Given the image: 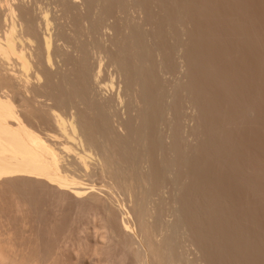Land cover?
Instances as JSON below:
<instances>
[{
  "label": "bare ground",
  "instance_id": "obj_1",
  "mask_svg": "<svg viewBox=\"0 0 264 264\" xmlns=\"http://www.w3.org/2000/svg\"><path fill=\"white\" fill-rule=\"evenodd\" d=\"M162 1L168 3V1L165 0H0V181L15 177H24V179H26L27 181L28 179H36L40 182L42 180V182L46 181L52 186H56L60 191L69 193L70 195L79 199L89 194L88 191L93 190V185L91 184L92 186H88L86 182H83V180H81V177L77 176L74 173L75 171L73 172V168H75V166H78L79 168L76 167L77 169L74 170H78L81 168V172L83 170L88 172V168L91 167L89 162L87 161L88 157L98 154L95 153V151H99L100 155L98 156L102 155L101 158L103 157L102 160L104 159L103 161L105 164L103 163L104 167H102L101 165L99 166L102 167L103 170L101 168H98L96 170L103 172L104 175L107 173V175H109V177H107L115 181L114 184L117 183L118 186H121L119 187L120 189L124 187L125 190H132L131 192L135 191L134 194L136 196L139 195L137 198L139 199L141 205H138V201V203L136 202V205H138V207L135 205L136 209L139 208L137 210L138 212L136 211L139 214V217L137 216V218H139L138 222H141L139 223L141 224V231L150 244L148 245L147 243V245L151 246L153 252H155L153 254H156L157 257L158 251H161V261L159 260V256L157 257V259H155L157 260L158 264H192L193 262H190V259L188 260L186 254H184V252L186 253V236H189L188 238H190L191 241L193 239L195 240L198 246L197 248L199 249L201 254H206L208 253V251L210 253L213 252V246L211 248V245H216V247L218 245H221L218 246L217 249L222 248L223 245L222 243H219L218 239L220 240V235L224 232V229L222 230V232L221 230H218L217 232H221V234H218L217 232H215V230H217V225L214 227L213 223L216 224L218 222H215L216 220H218L216 217H218L219 215L221 216V213L224 211H217L218 209H223V206H221L220 208V206L218 205L221 204L222 201L219 203L216 202L221 199H217V187L216 190L213 188V190L211 191L209 189V187L211 186L209 185V181V183L207 184L202 183L198 180L199 177L202 176L201 172L203 171L205 166H203L200 163L202 161L198 159V161L194 160L198 164L193 161V152L191 153V151H193L194 148H196L194 149V151H198L197 148H200L199 146L196 147L198 143L196 146L194 144V148L192 147L191 149L190 147L192 145L188 142V138L191 135L187 139L181 137L184 135H180L179 133V130H181V122H174L172 120L169 121L170 116L169 114H167L169 110V103H166L167 101L169 102V100H164L166 99L164 98V94L168 88H165L166 86H164V84L166 85V79H164L163 77H165L166 75L163 76L162 72L167 69V66L168 68L169 66L171 67V65H168V63L166 62L172 61V55L170 56V54L174 53V51L176 50H174L175 47H173V51L171 49L172 46L169 45L172 44L169 41L171 40V36H173L174 34L173 27H175L176 24L179 25V23H181V25H184L182 23L186 19L185 14H187L184 10H186L188 7L187 12L191 14L192 12H190V10L192 11V9L190 8H193L191 5L195 4V1L193 0L192 3V1L188 0L192 3L191 5H189L190 2L187 4L188 1L186 0H169L170 5H164L165 3H162ZM201 1L205 2L203 0ZM209 1L210 0H208V2ZM198 2L200 5V1ZM215 2H218V0L214 2L213 0H211L210 5L214 4ZM152 3H155L156 5L162 3L163 6L166 7H174L172 11H174L175 13L172 14L171 12H169V14L167 12L168 8L167 10L165 9V11H163L164 8L162 9V4H160V6H157L161 7L159 9L160 11L155 14L151 7L156 8V5L153 6ZM185 4H187L188 6L184 7ZM208 4L206 3V5L204 4V6H207ZM196 5L197 7L193 5L195 6V11H197V8H199L197 3ZM210 5L209 7L211 8L212 6ZM161 9L163 12L161 11ZM154 11L157 10L155 9ZM195 11L193 12V14L195 13ZM161 12L163 13V15H160ZM136 14H141L142 17H140L141 15L137 17ZM193 14H191L190 16L195 19L197 17L195 15L197 14ZM189 17H187V19ZM213 17H216L215 14L213 15ZM195 20L194 22H197V20ZM189 22L194 23L193 20ZM197 25L193 24L194 27ZM186 28L187 25H184V29ZM190 28L191 27L187 29ZM176 29L178 30L177 27ZM236 29L238 30L237 27ZM175 30L174 32L178 33L179 31H181V28L178 31L176 30L177 32ZM193 30L190 33H192ZM110 32L112 33L111 35L109 34V36L107 33ZM190 33L188 30V34ZM206 34H208V32ZM206 34L204 35L206 36ZM190 36L191 39L189 40H192V34H190L189 37ZM180 38L179 40L182 39L181 41H183V38ZM189 40L186 42L189 43ZM212 40L211 42H214ZM216 40L218 41L217 38ZM175 41H177L176 38ZM204 41L205 40H203V42ZM183 42H181L182 45L179 44L181 45V47L187 44L184 42L185 44L183 45ZM191 42H194V40H192ZM229 42H231V40ZM189 44L188 47L185 46L186 51L189 50L190 47L195 46H189ZM216 44H219V42H216ZM174 45L177 46V44ZM179 45L176 48H178ZM181 47H179V49ZM213 47L215 46L213 45ZM170 50H172V53L170 52ZM201 51L199 50V54L201 55H197L199 56V59L197 61H199L202 58L201 56H203V58L200 60V63L202 62L201 64H203V60H205L206 62L207 59L204 58L205 55H203ZM175 52L177 53L178 50ZM163 56L166 57L163 58L165 59V63H160V60H158L156 63L157 57L162 58ZM173 56L175 57L174 54ZM217 56L216 58H218ZM94 57L96 60H99V63L96 62L98 66H96V63L94 62ZM174 57L173 59L175 60ZM222 57L223 56L221 55V58ZM104 59L108 60V63L111 65V67H115L113 69H116L114 70L116 74L118 72V74L123 77V84H125V88L123 90L124 92L121 91V93L123 94L120 96H123L122 99L125 97L127 98H125V100H128V104L126 105L128 107L127 109H129L128 111L130 112L129 115L133 114L132 116H130V120L125 119L126 123L120 117L119 113L121 111H118L119 109L117 108V105H119L120 102L116 101L118 100L117 98H114L115 94L112 98L103 96L101 92L102 90H104V86L102 87L101 85L103 83H106V80H103V74L101 75V79L103 81L102 82L99 77V73L101 72L96 71L97 69L102 70V61ZM163 59L161 60L163 61ZM210 59L208 60V62L211 61ZM158 63L161 64V68L160 64L158 66ZM110 65L108 67L106 66L108 71ZM172 66L174 67V65ZM223 85L226 86L225 84ZM185 89H183L182 86V89L178 91L184 90L182 95L186 97L189 96L188 98L190 100L191 96L194 97V94L190 96L191 90L189 89L192 88L188 89L187 87L186 91L189 90V93L186 92V94ZM176 90L177 89H175V92L178 94V91ZM193 91L195 93L194 89ZM166 92L168 93V91ZM180 95H175V97L171 98L176 99V97H179ZM168 98L170 97H167V99ZM181 98H183V96ZM195 98H191V100ZM119 99L121 100V98ZM179 99L177 98L176 101L177 103L179 102V104L181 103L182 105V102L180 101H183V99H180V101H178ZM176 101L174 100L175 107L176 105L178 106ZM122 102L123 101H121V103ZM191 102H193V100ZM169 106H171V104ZM207 106L209 107V105H206V107ZM178 107H180V105ZM181 107L180 110L177 108L175 109L172 106L170 108L175 109V113L176 110H179L181 113ZM208 110L209 109H207V111ZM201 111H206L205 107L204 110ZM178 113L179 112H177L176 115ZM201 113L199 114L204 117V115ZM207 113H209V111ZM210 113H212L211 110ZM208 115L205 114V117H202L204 119L202 121H204L205 123V120L207 119L206 117ZM178 118L176 120H178ZM209 118H211V116H209ZM212 119L211 121H213ZM199 120L200 119H198V121ZM211 121L207 123L208 126L212 125ZM199 123H201V120ZM205 123L204 127L207 128V125ZM165 124H168L170 132L172 131L173 133V135L171 134L172 136H170L173 138H170V140L172 139L173 142H167L168 144H170V146L166 144V137H163L162 134L163 126ZM124 125L127 127L124 128L128 129L129 131V133L128 131H126L128 134H124L125 136L121 135V133L119 132V129ZM202 126L201 128L204 129V132L201 130L204 133V140L202 141L205 142H203V146L206 144V146L208 147L209 145H207V143L209 139L206 138H210V136L207 137L206 135L209 134L207 133L209 130L207 131L208 128L205 130V128H203ZM212 127L214 128L215 126L212 125ZM213 128H209L210 131ZM195 129L193 130L194 134L192 133L193 136L196 135L197 138H200L199 135L201 134V132L199 134V131H196ZM213 131H215V129ZM213 131L212 133H214ZM219 132L217 135H219ZM203 133L201 134V138ZM212 135L211 137H214V135ZM70 141L78 142L81 147L79 148L80 152H78L77 154L73 152L74 155L76 154L73 157L71 156L73 155L71 154V151L78 149L77 146H79V144L75 145L76 148L73 147L72 149ZM216 141L218 140L216 139ZM210 142L211 141L209 140V143ZM207 147L204 146L202 148V151L206 152L203 149H209ZM190 149L191 151H189ZM197 154L201 155V152ZM197 154L194 156L195 158ZM204 154L200 157H203ZM69 156L70 158H73H71V161H67ZM150 160L152 162L153 160H155V162L160 161L162 167L164 168L163 171L165 172V174H161V172L156 173L159 170L155 168L153 169L154 171L157 170L156 172H154L153 169L148 171H153L155 174L153 172L144 174V171L146 170H143V168H146L144 167V165L146 166V164ZM192 161L194 163H192ZM154 163L152 164L155 166L156 163ZM190 164H195V166L192 167L193 170L190 167ZM157 165L158 164H156L155 167H157ZM201 166H203V169L201 168L202 171L199 170V167ZM152 167L153 166L151 165V168ZM198 170L201 172H199ZM99 171L97 174V171L94 173L98 176ZM197 172L200 175H198ZM103 173H101V175H103ZM205 175H207V173ZM205 175L203 174V176ZM205 178H203L204 181ZM220 179L222 180V178ZM215 184L213 185L215 186ZM168 186H172V189L173 187H175L174 189L176 190L174 194L175 196L171 195L173 196L172 200L169 201V199L167 198L169 202L165 201L166 199L164 198L166 196L162 194L164 193L163 190H165ZM205 186L210 190L209 194H207V197H209L207 199H210V202L209 205L205 204V206H208L210 210L206 208L209 212H207L206 210L207 214L200 215V208L202 210V207H200L201 204L198 205V203L202 201L200 200L201 198L199 199V192H196L199 190L200 193L203 194L204 190L206 191ZM110 187L113 188L112 185ZM223 187L225 189V186ZM186 188L188 189L186 190ZM136 190L137 192L139 191V193H141L137 194ZM167 190L168 189H166V191ZM194 190H196V192ZM185 191L189 193H186ZM192 191L194 194H190V192ZM221 192H219L218 194L220 195ZM153 195L156 196V198L151 201L150 198H152ZM191 196L193 197V199L197 198L200 201L196 199L193 202ZM154 200H156V204H154L156 206V213L154 215L153 222L151 221L152 223H148L150 222L149 220L147 221V216H149L148 212L150 213V211L148 210L150 209L149 204L152 205L151 203ZM225 204L226 203H224V205ZM203 205L204 203L202 204V206ZM129 212L127 211L126 214H131ZM169 212L170 214H167ZM203 212L205 211L203 210ZM171 213L175 216L174 219L176 218L174 224L173 222H171L172 224H169L166 220H164V217H166L165 215H171ZM152 216L149 217L152 218ZM222 217H225V214H222ZM226 219L223 220L226 221ZM224 223L225 222H222L219 225L222 226L224 225ZM129 225L130 224H125L127 233L129 231ZM221 226H219V228H221ZM213 227L215 228V230H213ZM132 228L133 226L130 229L132 230ZM226 230H228V228ZM216 233L218 235H216ZM231 233L232 231L230 229V232L227 234ZM157 234H162L165 236V238L163 237L165 239V242L163 241V243L161 241L163 243L161 244V246L158 245L159 241L158 243L155 242L156 239L154 241V237H157L155 236ZM222 238L224 241V237ZM226 240L227 238L225 239V242ZM242 240H245V238ZM232 241H234V238H231V243ZM195 242L194 244H196ZM209 242H211V245ZM220 242H222V239L220 240ZM227 242L228 243H225V245L230 243V241ZM240 243H242V241ZM230 244L228 246H225L226 249L229 247V252L228 250L224 249L225 247L222 248V252H228L227 259L229 258V255L231 253H236V251H230L234 249V245L231 244V246ZM243 244L245 245V243ZM209 245V249H211L212 251L207 249ZM239 245L241 246V244ZM230 247H232L233 249ZM204 249H207V251ZM217 249L215 250L214 247L215 251H217ZM201 250L206 252H202ZM245 250L249 254H251V251H248V248ZM248 253L247 256L249 255ZM247 256H245V258ZM213 257L215 258L214 255ZM212 259H210V261L208 259V261L213 264ZM218 259L221 258L218 257ZM238 260L240 259L238 258ZM246 260L245 262H247ZM221 261L223 262V260ZM0 264H14V262L10 259L9 256L0 251Z\"/></svg>",
  "mask_w": 264,
  "mask_h": 264
},
{
  "label": "rangeland",
  "instance_id": "obj_2",
  "mask_svg": "<svg viewBox=\"0 0 264 264\" xmlns=\"http://www.w3.org/2000/svg\"><path fill=\"white\" fill-rule=\"evenodd\" d=\"M165 1H168V3L162 1V3H165L164 5H170L169 0H165ZM190 1H192L193 3V0ZM190 1H188L187 4ZM194 1L195 4H192L191 2L189 3V5L192 4L191 6L193 7L190 8L192 9V11L190 9L189 10L190 12H192L191 14H193V12L196 10L194 9V7L195 6L197 7L196 3L198 4L199 8H197V11H195L194 13L197 14L195 15L197 16L196 18L194 16L197 22H194L195 19H193V17L190 16L191 14L187 12L188 9L187 7V9L184 10L185 13H187L185 14L186 15L185 18L187 19V17L190 16L189 18L190 19L192 18L191 20H193L194 23L189 22L191 20L188 18L189 20L185 19L187 22L184 20L182 24L187 25V28L191 27L190 28L191 30L187 28H186L187 30L184 29V25H181V23H179V25L176 24V26L173 27L174 30L176 29V27L178 28V30H180L181 28L182 32L181 31L179 32H181L182 34L179 32H178L179 34L175 33L173 30L174 34L170 38L171 40L172 39L173 40L169 41L172 44L168 43L169 45L172 46L171 48L172 50L173 47H175L174 50L176 49L175 51L178 50V52L176 53L173 50L174 53H172L171 52L172 50H170V52L172 53V54L169 53L170 56L171 55L173 56V54L175 55V57L173 56L175 60L171 56V60L174 63L172 61L166 62L168 63V65H171V67L169 66L168 68L167 66V69L164 72H162L163 76L166 75L165 77H163L164 79H166L165 80L166 85L164 84V86H166L165 88H168L167 90L165 89L166 91H168V93L165 91L164 98L166 99L164 100L166 101L169 100V102L168 101L165 102L169 103V105L171 104V106L175 109L177 108L180 110V107L183 105L181 107L182 108L181 113L179 110H176V113L179 112L178 113L179 115L178 114L176 115L175 109L172 108L173 109L172 110L170 108L171 106L168 105L169 110L167 114H169L170 116V118L168 117L170 119L169 121L172 120L174 122L177 121H179V123L181 122L180 129L184 133L181 130H179V133L180 135L184 134L181 137H184L185 139H187L191 135L188 138V142L192 145L190 147L191 149L192 147L194 148V144L196 146L198 143V145L196 146V147L198 146L200 147L197 148L198 151L197 150L194 151V149L196 148H194L193 151H191V149L189 150L191 151V153L193 152L192 153L194 158L193 161L198 159L202 161L200 163L203 166L205 165L204 169L202 168L203 166L199 167L200 168L199 170L202 171L203 169L204 173L203 171L201 172L198 170L199 172L202 173L201 174L202 176L200 177L198 176L199 177L198 180L201 181L202 183H207V184L210 182L211 184L209 183V185L211 186L209 187V189L211 191L213 190V188L216 190L217 187L216 190L217 199L221 198L222 200L219 199V201L216 202L217 203L221 201L223 202V203L221 202V204H218L220 208L221 206H223L222 207L223 209L220 210L218 209L217 211L218 212L224 211V212L221 213V216L218 214L219 216L216 217L218 220H216L215 222L218 221L217 223L219 222L220 223L225 222V223L222 226L219 225L220 223L219 224L213 223L214 227L217 225L216 228L217 230H215L214 227L213 230H215V232L221 230L222 232V230L224 229L223 231L226 232V233L224 232L222 233L223 236L220 231L217 232L218 234H221L220 240L222 239V242H220L219 239L218 241L219 243H222L223 245L222 248L228 246L231 243V238H234V241H232L231 244L234 245L233 248L235 250L232 247H230L233 249L230 251H236V253L233 254L231 253L230 254L231 258L229 255L228 259L230 260H228L227 253L229 252L228 250L229 247L227 249L226 247L224 248L228 250V252L226 253L225 251L222 252L223 251L222 248H218L219 249L218 251L217 247L221 245H218L216 247V245H211V242H209L211 248L213 246L212 250L214 253L213 252L210 253L208 251L209 254L208 253L201 254V252L197 248L198 246L195 240L193 239L194 241L193 240L191 241V239L188 238L189 236H186L187 237L185 241L186 253L184 252V254H186L188 260L190 259V262H193L192 264H212L209 261L210 259L214 258L213 255L215 256V258L212 259L213 264L216 263L217 264L220 263L221 264L222 263L264 264V0H237V2L236 0L235 1L218 0V2H215L212 5H210L211 0L209 2L208 0H203L205 2H202L201 0H194ZM198 1H200L201 3L200 5ZM214 1L216 0H213V2ZM206 3L207 4L209 3L207 5L208 7L204 6V4L206 5ZM152 4L153 6L156 5L155 3ZM160 4L156 5V8L151 7L153 9V12H155V14L160 11L159 9L161 7H157L160 6ZM187 4H185L184 7L188 6ZM209 5L212 6L211 8L213 10L209 7ZM161 6L162 9L164 8L163 11H165V9L167 10L168 8L167 10L168 13L169 12H171L172 14L175 13L174 11H172L174 7L173 8H170L171 6L166 7L163 6V4ZM155 9L157 11H154ZM199 9L201 12L199 11ZM162 12L160 13V15L161 14L163 15ZM214 14L216 17H213ZM140 15L141 14L138 15L136 14L137 17ZM204 15H208L209 17ZM140 17H142V15ZM207 19L209 22L207 21ZM195 23H197L201 28ZM193 24L197 26L194 27ZM235 26L238 28L239 31L236 29ZM188 30L189 33L193 30V32L190 34H192L193 36L192 40H194V42H191L192 40H189L191 39V36L189 37L190 34H188ZM183 31H186L187 33ZM207 32L208 34H206ZM111 33L112 32L107 34L111 35ZM184 33L186 36L184 35ZM203 33L206 34V36ZM195 34L197 37L195 36ZM199 35L200 36L204 35V36L200 37ZM179 36L183 38V41L185 43H187L185 45L186 47H188V44L190 42L191 43L189 44V46H193V45L195 46L190 47L189 50L186 51L185 46L181 47L182 45L181 42L183 41H181L182 39ZM172 37H175L177 41H175V38ZM179 38L181 40H179ZM205 38L209 40H206ZM216 38L218 39V41L216 40ZM188 40L190 41L189 43L186 42ZM203 40L205 41L203 42ZM211 40L214 42H211ZM230 40L231 42H229ZM184 42L183 45L185 44ZM216 42L217 43L219 42V44H216ZM174 44H177V46L181 44L179 45V47L181 48L180 49L179 47L176 48L177 46ZM225 44L228 46H226ZM213 45L215 47H213ZM232 49L233 50L236 49L234 50L235 52ZM199 50L204 51V52L201 51V53L205 55L204 58L207 59L206 61L207 63L205 62V60H203V64H201L202 62L200 63V60L203 58V56H201L202 58L200 57L201 59L197 61L199 59V56L201 55L199 54L200 53ZM229 53L230 54L233 53V54L230 55ZM220 54L223 56L222 58ZM216 56L218 58H216ZM158 58L159 57H157L156 63L158 60H160V63H162L165 60L163 58L166 57L163 56L162 58L161 57L159 59ZM161 59H163V61ZM209 59L211 61L208 62ZM94 60L95 63L96 62L99 63V60L97 59L98 60L97 61L95 57ZM107 63L108 60L104 59L102 61V70L97 69L96 71V72H101L99 73V77L101 81H102L101 75L103 74H104L102 76L103 80H106L105 81L106 83H103L101 85L102 87L104 86L103 87L104 90H102L101 92L103 96L112 97V98L114 97L115 94L114 98L118 99L115 100L120 102V104L117 105L118 106L117 108L119 109L118 111H121L119 113L120 117L126 123L125 119L130 120L131 119L130 116H132L133 114L129 115L130 112L128 111L129 109H127L128 107L126 104H128L127 103L128 100L127 101L125 100L126 97L124 96L125 98L122 99L123 96H120L123 94L121 93V91H123L125 88L124 87L125 84H123L124 80L123 77H121L118 74V72L116 74V72L114 71L116 69H113L115 67H111L109 63L108 64L110 65V68H108L109 69L108 71L106 68V66L108 65ZM160 63H158V66ZM172 65H174V67ZM96 66H98L97 63ZM160 68H161V64H160ZM104 84H107L108 86ZM182 84H184L185 86ZM223 84H225L226 86H224ZM182 86L183 89H185L186 87L185 94L186 92L189 93V90H191L190 96L194 94V97L191 96L189 100L188 98L189 96L186 97L182 95L184 90L178 91L182 89ZM187 87L188 89L189 88L192 89L186 91ZM175 89H177L176 91H178V94L175 92ZM193 89L195 90L196 94L194 93ZM172 92L175 93L173 94ZM175 95L176 96L180 95V96L176 97V99L171 98V97H175ZM182 96L183 98H181ZM167 97H170L171 99L170 98L167 99ZM119 98H121V100ZM177 98L183 99V101H180V99L178 100L182 102V105L181 103L179 104V102L177 103L176 101ZM191 98H195L196 100L197 99L198 100L196 101L195 99H192L193 102H191L192 101ZM174 100L176 101L178 106L180 105V107H178L177 105L176 107L174 106ZM121 101L123 102L121 103ZM206 105H209L211 109L208 106L207 108ZM203 106L205 107L206 111H201L204 110ZM207 109H209L208 110L209 113H207L208 112ZM210 110L212 113H210ZM200 111L203 113H201ZM199 113L203 114L204 117L205 114L206 115L209 114L206 117L207 119L205 118L206 123L202 121L204 120L203 119L204 117ZM209 116H211V118H209ZM176 117L178 118V120H176L177 119ZM198 119L201 120L202 124L199 123L200 120L198 121ZM211 119L213 121H211ZM209 121H211L212 125L215 126L214 128L212 127V125L208 126L207 123ZM203 122L207 125L208 129L204 127ZM165 125L163 126V130H162L163 133L162 132L161 133L163 134V137L164 136L166 137V144L170 146V144L168 143L173 142L172 140L173 138L170 137L173 135V133L172 131L170 132L168 124L166 126ZM201 126L205 128V130L206 129L207 131L209 130L208 132L205 131L210 134V135L207 134L206 136L207 137L210 136V138H213V139L206 138L211 141L209 143L208 140L209 143V144L207 143V145H209L208 147L206 146V144L204 145L205 147L209 148V149L206 148L203 149L206 152L202 151V148L204 147L203 146L204 141H202L204 140L203 139L204 129H202ZM124 127L126 126L124 125L119 129L121 135L124 134L126 135L129 133L128 129H126L127 127L126 128ZM209 128L210 129L213 128V129L210 131ZM194 129L196 131H199V134L200 132L201 134L203 133L202 138H201V134L199 135L201 140L199 137L198 139L196 135L193 136ZM214 129L215 131H213ZM126 131H128V133ZM212 131L214 133H212ZM217 131L219 132V135H217L218 134ZM212 134L218 141H216L214 137H211ZM170 138L172 139L170 140ZM78 144H79L78 142H74V141L71 142V148L73 149V147H75V145ZM77 147L78 149L72 150L71 154H73V152L76 154L80 152L79 149L81 148L80 144ZM196 152L197 153L201 152V155H203L204 153L205 154L203 157H200L201 155H198ZM95 153H94L95 155L90 156L87 159V161L91 166V167L89 166L90 168H88V172L84 171L83 169H82L83 171L81 172V168L78 169L80 171L74 170L77 169L76 167H78L75 165H74L75 168H73L74 166L72 167L73 172L75 171L74 173L77 176H80L83 182H86L88 186L93 185V190L95 189L94 191L93 190L88 191L89 194L79 199L77 197L70 195L69 193L60 191L59 189H57L56 186H52L46 181L42 182V180L41 182L36 179L34 180L28 179L27 181L26 179H24V177L23 178L15 177L0 181V251H2V253H5L7 256H9L10 259L14 262V264H158L157 260L155 259H157L158 256H159V260L161 259L162 257L161 251L160 252L158 251L157 257L156 254H153L155 252H153L151 246H148L150 244L148 243V240L144 236L143 232L141 231V224H139L141 222H138L139 218H137V216L139 217V214L137 213L138 212L137 210L139 208L136 209V206L138 207V205H141L139 199L137 198L139 195L136 196L134 194L135 191L131 192L132 190L131 191L130 190L128 191V189L125 190L124 187H122L123 190L122 188L120 189L119 187L121 186H118L117 183L114 184L115 181H113L111 178H108L109 175H107V173L104 175L103 172L96 170L98 168L102 169L105 163L103 161L104 159L102 160L103 157L101 158L102 155L98 156L100 155L99 151L98 152L95 151ZM196 154L197 156L195 158L194 156ZM75 155L73 154L71 156L73 157ZM71 158L69 156L67 161L69 160L71 161L73 159ZM193 161L192 163L196 162ZM154 162L155 160H153V162L150 160L148 161L146 166L144 165V167H146L143 168V170L146 169L144 171V174L153 172L154 171L153 168L159 170V171L156 170L157 172L156 171L154 172L156 173L161 172V174L163 173L165 174V172L163 171L164 168L162 167L160 161L155 162L156 164L159 165V167L157 165L158 168L155 167L156 164ZM152 163H154L155 166ZM100 165L102 167H99ZM151 165L153 166L152 168ZM193 166H195V164L194 165L190 164L191 168ZM205 168L208 170H206ZM152 169L153 171L148 172L149 170ZM98 171H99V175L97 176L96 174L98 173ZM206 171L208 172L211 171V172L208 173ZM94 172H96V174ZM205 172L207 173L208 177L207 175H205L206 174ZM101 173H103V175H101ZM203 174L205 176H203ZM198 175L200 174L198 173ZM210 175L213 177H211ZM203 178H205V181ZM220 178H222V180ZM213 179H215L216 181ZM213 184H215V186ZM111 185L113 188L110 187ZM223 186H225V189ZM174 188L175 187H173V189ZM166 189L168 190L166 191ZM166 189L163 190L164 193H162L166 197L165 198L163 196L162 197L166 199L165 201H168V199L170 201L172 200L173 197L171 195H174L176 190L175 189L173 190L172 186H168ZM187 189L188 188H186V190ZM205 189L206 191L204 190V193L201 191L203 194H201L199 190L197 192L196 190H194L196 193L199 192L198 193V195H200L199 199L201 198L200 200L202 202H199L200 200L197 198L193 199V197L191 196L193 202L194 200L197 199L199 200L198 205L201 204L200 207H202V210L200 208V215L207 214L206 208L209 209V207L208 206L206 207L205 204L209 205L210 199L209 200L207 199L209 198L207 197V194H209L210 190L208 189V187L206 188V186ZM218 190L219 192L222 191L220 195L218 194L219 193ZM136 193L138 194L139 191L137 192L136 190ZM192 193L193 191L190 192V194ZM154 195L153 197L151 196L152 197L150 198L151 201L156 198V196ZM222 196L224 199L222 198ZM154 201H153L154 203L153 202L151 203L152 205L149 204L150 209L148 210L150 211V213L148 212V215L151 217L153 214V216L152 218L147 216L148 218L147 221L148 220L150 221L148 223L153 222V218L156 213L155 212L156 206L154 205L156 204V200ZM136 202L138 203V205H136ZM203 203L204 205L202 206ZM224 203H226L225 205L227 206H225ZM203 210L205 212H203ZM125 211L126 212L130 211L129 213L131 214H128L129 215L128 216ZM207 212L209 211L207 210ZM167 214H170V212ZM167 214L165 215L166 217H164L165 218L164 220H166L169 224L171 222H173L174 224L176 220V218L174 219L175 216L172 213L171 215H167ZM222 214H225V217H222ZM230 214L233 216H231ZM223 219H226V221H224ZM125 224H130L128 227V230L130 232L128 231V233L125 229ZM226 224L228 225V227ZM131 225L133 226L132 230L130 229L132 227ZM229 225L232 228H230ZM219 226H221V228H219ZM226 227L228 228V230H226L227 229ZM230 229L233 234L232 233L227 234L230 232ZM217 233L216 235H218ZM161 235L162 234H157L155 235L157 237H154V241L155 239H156L155 241L156 243H158L159 241L158 245L160 246L165 242L164 239L165 236L164 235L161 236ZM222 237H224V241ZM226 238L227 240L225 242ZM237 238L240 239L242 243H240L241 241L238 240ZM241 238L242 239L245 238V240H242ZM161 241L164 242L162 243ZM227 241H230V243L225 245V243H228ZM194 242L196 244H194ZM243 243H245V245L248 244L246 245L248 247H246ZM239 244H241V246ZM210 245L207 249L212 251L211 249H209ZM214 247L215 250L217 249V251L214 250ZM247 248L249 249L248 251H251V254H249L245 250ZM207 249L204 250L207 251ZM206 251H202V252H206ZM247 253L249 254L248 256ZM234 254H238V255H234ZM217 256L220 257L221 259H218ZM224 256L226 257V259ZM240 256L242 257V259ZM245 256L247 257L245 258ZM238 258L240 260H238ZM221 260H223V262ZM245 260L248 263L245 262ZM228 261L231 262L229 263Z\"/></svg>",
  "mask_w": 264,
  "mask_h": 264
}]
</instances>
